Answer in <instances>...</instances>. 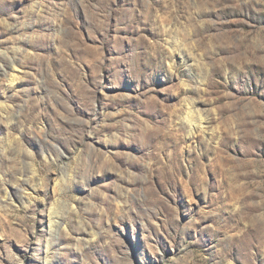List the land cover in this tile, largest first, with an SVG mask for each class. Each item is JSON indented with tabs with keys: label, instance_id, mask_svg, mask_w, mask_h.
I'll return each mask as SVG.
<instances>
[{
	"label": "rangeland",
	"instance_id": "obj_1",
	"mask_svg": "<svg viewBox=\"0 0 264 264\" xmlns=\"http://www.w3.org/2000/svg\"><path fill=\"white\" fill-rule=\"evenodd\" d=\"M0 264H264V0H0Z\"/></svg>",
	"mask_w": 264,
	"mask_h": 264
}]
</instances>
